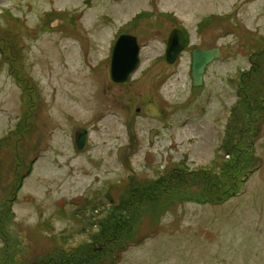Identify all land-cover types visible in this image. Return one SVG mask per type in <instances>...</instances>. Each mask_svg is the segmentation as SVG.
Here are the masks:
<instances>
[{"label":"rangeland","instance_id":"1","mask_svg":"<svg viewBox=\"0 0 264 264\" xmlns=\"http://www.w3.org/2000/svg\"><path fill=\"white\" fill-rule=\"evenodd\" d=\"M263 48L264 0H0V264H264Z\"/></svg>","mask_w":264,"mask_h":264},{"label":"water","instance_id":"2","mask_svg":"<svg viewBox=\"0 0 264 264\" xmlns=\"http://www.w3.org/2000/svg\"><path fill=\"white\" fill-rule=\"evenodd\" d=\"M187 40L183 32L175 28L169 34L165 60L167 63H174L180 53L186 48ZM140 46L137 38L129 34H121L117 37L111 58L110 78L114 83H125L129 76L136 70L139 62ZM220 55L218 49L201 50L192 52L191 78L194 87L203 84V76L206 66ZM88 141V132L85 129H78L74 134V146L81 151Z\"/></svg>","mask_w":264,"mask_h":264},{"label":"trees","instance_id":"3","mask_svg":"<svg viewBox=\"0 0 264 264\" xmlns=\"http://www.w3.org/2000/svg\"><path fill=\"white\" fill-rule=\"evenodd\" d=\"M62 14H60L59 16H61ZM208 22V21H207ZM206 22V23H207ZM207 25V24H206ZM205 26H202L201 27V29H203ZM262 51V53H264V48H263V50H261ZM253 71H243L242 73H241V75L243 76V75H250L251 73H252ZM29 169H32V168H30L29 167ZM212 169L213 168H209V169H203V171H202V173L201 174H199V176L200 175H205L209 170L210 171H212ZM226 169L225 168H223V170H222V172H224ZM207 171V172H206ZM205 179H208V178H205ZM23 181H24V176L23 175H21L20 174V176H18V177H16V183H15V185L13 186V193H12V195H13V197H14V193H16L17 191H19L18 190V188L20 189V186H22V184H23ZM207 184L213 189V191H214V196H216L215 198V201L216 202H222V199H224V196H222V195H220L219 193H220V190L222 191V187L220 188V186L216 183V179H214L213 180V182L211 183V182H208L207 181ZM219 188V189H218ZM222 192H224V191H222ZM131 198H133L132 196H130V200H131ZM114 238H115V235H113V236H111V241H113L114 240Z\"/></svg>","mask_w":264,"mask_h":264},{"label":"flooded vegetation","instance_id":"4","mask_svg":"<svg viewBox=\"0 0 264 264\" xmlns=\"http://www.w3.org/2000/svg\"><path fill=\"white\" fill-rule=\"evenodd\" d=\"M196 49H197V48H195L194 50H196ZM194 50H193V51H194ZM205 50H207V49H205Z\"/></svg>","mask_w":264,"mask_h":264}]
</instances>
